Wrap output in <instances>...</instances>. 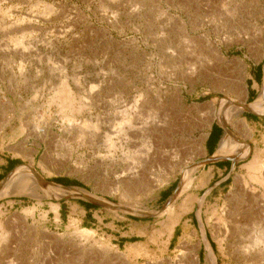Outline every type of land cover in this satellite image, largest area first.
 Returning a JSON list of instances; mask_svg holds the SVG:
<instances>
[{
	"label": "rangeland",
	"instance_id": "rangeland-1",
	"mask_svg": "<svg viewBox=\"0 0 264 264\" xmlns=\"http://www.w3.org/2000/svg\"><path fill=\"white\" fill-rule=\"evenodd\" d=\"M263 56L264 0H0V148L18 160L0 183V264H86L88 255L91 264H193L204 233L217 264H264V185L246 167L252 156L207 163L226 131L195 120L210 103L235 108L264 162V115L237 108L242 78L247 104L263 89ZM191 69L206 78L191 81ZM179 96L195 124L175 126L171 143L162 128L184 112ZM203 133L206 155L188 141ZM226 159L231 167L218 168ZM173 198L184 213L167 249ZM60 237L78 259L69 246L57 256Z\"/></svg>",
	"mask_w": 264,
	"mask_h": 264
},
{
	"label": "bare ground",
	"instance_id": "bare-ground-1",
	"mask_svg": "<svg viewBox=\"0 0 264 264\" xmlns=\"http://www.w3.org/2000/svg\"><path fill=\"white\" fill-rule=\"evenodd\" d=\"M206 76L207 75L204 72L197 73L195 71V69H191V75H190L191 81H195L198 78L205 79ZM239 87H240L241 95L243 96V99H242V102L240 103V106L237 107V108H239L241 111H243V110H247L248 111L249 110V111L256 112V113H260V114H263L264 115V87L260 91L259 96L256 98V100L253 101L250 104H247L248 87H247V84H246V78H242L241 79V81L239 83ZM69 89L70 88L68 87V85H65V87H64V89H63V91L61 93V97H59V99H60V101H61L62 104H65L66 105L70 100H72L74 98L72 92ZM174 104H176V105H174L175 108L180 109L181 111H184V112H182V114L181 113L180 114L177 113V116L174 113L173 114L174 115L173 118H171L172 120L171 121L169 120V122H166L164 124V128H162V133H163L164 138H166V139H169L170 138L171 143H173L172 140L174 139V135L176 134V130L178 129V128L176 129L177 126H179V129H178L179 132H183L186 129H188V126L189 125L195 124L193 122L195 120H197V121H199V123H202V125H201L202 127L199 124V126L201 128H211L212 127V124L214 123V121L217 120L224 127L226 133H225L224 137L222 138V140L220 141L219 146H218V148L216 150V153H215L216 158L221 159V158H228V157L234 156L235 161H237V160L241 161V160L247 159L250 156H252V159L246 164V167L248 168V170L251 173H253V179L257 183L262 184V186L264 185V162L260 160L259 153H256V154L253 153L252 147H251V145L248 142V139H251V138L254 137L253 129L249 125V123H248V121L246 119H242L241 116L238 115L239 112L237 110H234L235 108L223 110V109H220V107H219L218 104L216 105L214 103H210L207 106L209 110H208V113L206 114V116H204L203 119H200L199 120V119H196L195 118V120H194V116L192 114V111L191 112L190 111L187 112L185 110H182L183 107H182V100H181V97L180 96L178 98H176V101H175ZM168 119H170V116H169ZM209 135L207 133H203L197 140H194V139L190 138L188 141L191 142V144H190L191 151L193 150L195 153H201L202 155H206L205 146H206L207 139H208ZM161 140H162V138H161ZM165 140H164V142H165ZM178 143H179V141H178ZM171 146H173V144ZM184 148H185V146H184ZM166 149L169 150L168 148H166ZM166 149H165V152H166V155L167 156H165V157L168 159L172 155V153H171V151H168V153H167V150ZM176 150H177V148H176ZM180 151H181V149H180ZM237 154H239L238 158L236 156ZM173 155H175V154L173 153ZM260 171H261V174H259L260 175V177H259L257 174ZM34 173H35L34 174L35 178H37L38 177V173H36V172H34ZM191 174H195V173H191ZM22 175H23V177H25V174H22ZM23 177H21V178H23ZM37 181H39V183L43 184L40 181L39 177H38ZM240 185H241V183L237 179L236 182H235L234 189H239ZM58 188L61 189V190H63V191H69L72 194L76 193L79 196H84L86 198H87V196H91V194L89 192H85V193L77 192L79 190L77 188H70V189H64L62 187H58ZM188 191H189L188 189H184V188L183 189H180V192L181 193H183V192L184 193L185 192L187 193ZM0 197H1V195H0ZM189 197L190 196L188 195L185 198V202H186L187 199H189ZM171 203L172 204L167 208V211H166V213L168 214V218H169L168 219V224L166 226V230L168 232V237H169L168 242H167V249L171 245L172 237H173V235L175 233V230H176L177 225L179 224L180 214L184 213V209H183L184 202H183V204H180V209L177 207V202H176V200H174V198H173V200H172ZM201 205H202V202H201ZM225 212L227 213V211H225ZM220 227H221V225H220ZM220 227L219 226H216V229H217L218 233L222 232V229ZM203 235H204L203 240H200L199 243H198V245L196 247H194V249H193L194 250L193 253H192L193 264H201L199 251L203 247L202 246L203 243H205V245H206V252H207V258H206L205 264H217L216 255L210 249V247L208 245V242H207V239L205 237V233ZM89 239H90L89 236H84V232H82V233L79 232V234L77 235V242H80V244H82V246H86V244L89 242ZM75 243H76V241H75ZM51 244H52V246H55V248L57 249V251L60 250L58 252L57 256L58 255L61 256V254H62L61 253V250L63 248H65V247H68L69 246V250L70 251H73V253H68L69 255L71 254V256H72V257L70 256V258L71 259H74V260L78 259L77 257L79 256L80 251L77 252L76 248L78 246L75 247L76 244H74V245L73 244H67V242L64 241L63 237H60V239H57V240H53L51 242ZM105 250H106V252H110L109 248H107V249L105 248ZM66 255H67V253H66ZM119 255L122 256L123 254H119ZM87 258H88V261H87L86 264H91V262H90L91 261L90 260V255H88ZM53 259L56 260V257H54ZM169 262L170 261H168V260L166 261L165 260L164 263L165 264H170Z\"/></svg>",
	"mask_w": 264,
	"mask_h": 264
},
{
	"label": "trees",
	"instance_id": "trees-1",
	"mask_svg": "<svg viewBox=\"0 0 264 264\" xmlns=\"http://www.w3.org/2000/svg\"><path fill=\"white\" fill-rule=\"evenodd\" d=\"M257 69H258V71H259V75H260V74L262 73V65H259V66L257 67ZM252 92H253V91H252ZM252 92H250V95H254V94H255V92H253V94H252ZM250 95H249V96H250ZM254 97H255V95H254ZM249 100H252V99L249 97ZM246 117H247V118H250V119L255 118V117L252 116V115H246ZM215 128H218L217 125H214V126L212 127L211 132H213V131L215 130ZM218 129L221 130V128H218ZM210 138H211V136H210ZM210 138L207 140V143H209ZM219 141H220V140H219ZM207 143H206V144H207ZM217 167H218V168L225 167V168L229 169V168L231 167V163H230L229 161L222 162V163H218V164H217ZM53 182H55V183H57V184L65 185V186H70V187H71V186H81V184L78 183V182H76V181H69V180L61 179V178H59V179H54ZM228 182H229V180H227V181L225 182V184H228ZM177 184H178V182H176V183L173 185V190H174V188H176ZM84 206L88 207L89 209H95V208H96V207H94L93 205H91V204H87V203H85ZM202 253H203V250L200 252L201 260H202Z\"/></svg>",
	"mask_w": 264,
	"mask_h": 264
},
{
	"label": "crops",
	"instance_id": "crops-1",
	"mask_svg": "<svg viewBox=\"0 0 264 264\" xmlns=\"http://www.w3.org/2000/svg\"><path fill=\"white\" fill-rule=\"evenodd\" d=\"M18 160L14 156H10L9 153L4 152L0 148V183L16 168ZM126 244L132 245L130 240L126 241ZM127 248V247H126Z\"/></svg>",
	"mask_w": 264,
	"mask_h": 264
},
{
	"label": "water",
	"instance_id": "water-1",
	"mask_svg": "<svg viewBox=\"0 0 264 264\" xmlns=\"http://www.w3.org/2000/svg\"><path fill=\"white\" fill-rule=\"evenodd\" d=\"M248 113H253V112H251V111H249L248 110ZM210 136V135H209ZM209 138V137H208ZM228 159H226V161H227ZM219 161V159L218 158H210L209 160H207V163H217ZM38 177H39V179H40V181L43 183V184H45V185H50V186H52V187H55V188H58V187H62V188H64V189H70V188H72V187H70V186H65V185H61V184H57V183H55V182H51V181H48V180H46V179H44L40 174H38ZM181 184V183H180ZM180 184H178V186L176 187V189H175V192L177 193V191H178V189H179V187H180ZM174 192V193H175ZM89 202H91V203H93V204H95L96 202L95 201H93V200H88ZM97 204V203H96ZM99 205L100 206H103V204L102 203H99Z\"/></svg>",
	"mask_w": 264,
	"mask_h": 264
}]
</instances>
